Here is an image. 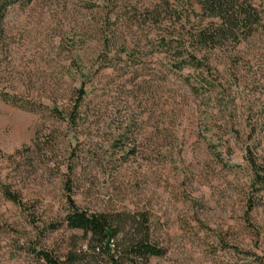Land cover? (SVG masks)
Segmentation results:
<instances>
[{"label": "rangeland", "instance_id": "374dc122", "mask_svg": "<svg viewBox=\"0 0 264 264\" xmlns=\"http://www.w3.org/2000/svg\"><path fill=\"white\" fill-rule=\"evenodd\" d=\"M200 1L6 10L0 92L18 103L0 100V264H48L44 254L109 264L90 235L66 226L68 198L121 214L127 238L143 216L165 253L124 264H264V189L249 163L264 168V0H237L254 12L253 33L214 48L189 45L217 25ZM189 53L200 68H179ZM78 100L68 126L60 118Z\"/></svg>", "mask_w": 264, "mask_h": 264}, {"label": "trees", "instance_id": "16d2710c", "mask_svg": "<svg viewBox=\"0 0 264 264\" xmlns=\"http://www.w3.org/2000/svg\"><path fill=\"white\" fill-rule=\"evenodd\" d=\"M24 1L28 5L33 0H0V39L3 35V20L6 10L13 5L22 2L24 4ZM200 5L205 15L217 20V25L215 28L200 31L198 35L189 36L190 47L197 45L199 48L200 46L214 48L219 39L229 37L237 42L253 33V28L246 30V23L249 21L251 25V18L254 15L251 7L241 5L237 0H201ZM239 25L243 28H239ZM180 47L178 49L187 50V48H184L185 45ZM185 54L178 53L182 59ZM183 61L184 64L179 67L180 69L184 67L197 69L202 66L196 53L187 54L186 60ZM77 93L78 99H81L84 95L83 89H78ZM0 100L14 106L18 103L16 96L4 92H0ZM79 109H81L79 100L74 102L70 112L64 117H61L57 109L52 108L68 126H75L79 117ZM249 163L254 184L260 185L261 189H264V168L257 165L253 159H250ZM2 193L7 200L21 205L19 194L12 193L9 187L3 186ZM68 205L69 209L64 217L66 226L70 229L81 230L85 235H90L96 243L94 247L97 250L102 249L108 258L109 264H124L125 261L132 263L137 260L147 262L151 257L158 258L164 255L165 251L150 240L149 229L145 226L147 221L142 220L143 216L132 217L131 224L132 228L135 227L133 229L135 233L127 238L123 229L119 228L121 214L112 216L106 213H90L80 209L71 198H68ZM43 257L48 264H57L48 255L44 254Z\"/></svg>", "mask_w": 264, "mask_h": 264}]
</instances>
